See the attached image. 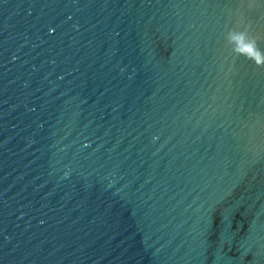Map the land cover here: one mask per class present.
<instances>
[{
  "label": "water",
  "instance_id": "water-1",
  "mask_svg": "<svg viewBox=\"0 0 264 264\" xmlns=\"http://www.w3.org/2000/svg\"><path fill=\"white\" fill-rule=\"evenodd\" d=\"M0 264H264V0H0Z\"/></svg>",
  "mask_w": 264,
  "mask_h": 264
}]
</instances>
